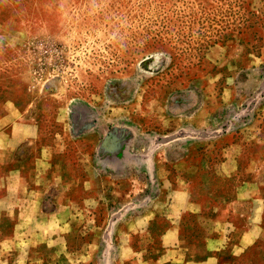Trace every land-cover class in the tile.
Returning a JSON list of instances; mask_svg holds the SVG:
<instances>
[{
	"label": "rangeland",
	"instance_id": "374dc122",
	"mask_svg": "<svg viewBox=\"0 0 264 264\" xmlns=\"http://www.w3.org/2000/svg\"><path fill=\"white\" fill-rule=\"evenodd\" d=\"M174 221L264 264V0H0V264H156Z\"/></svg>",
	"mask_w": 264,
	"mask_h": 264
},
{
	"label": "crops",
	"instance_id": "0c3cea01",
	"mask_svg": "<svg viewBox=\"0 0 264 264\" xmlns=\"http://www.w3.org/2000/svg\"><path fill=\"white\" fill-rule=\"evenodd\" d=\"M184 212V211H183ZM182 213H178L174 215L175 218L180 216ZM174 226L170 228L162 237V245H163V252L162 255L158 258L156 264H217L218 258L215 254L212 253L208 259L202 255L200 252L201 246L198 244L192 245L188 244V236L186 235V228L177 221H174ZM246 232L252 231V226L247 225ZM235 232H238V229L233 228L232 235L229 236L228 240L226 241L222 237L214 238L210 240L209 247L212 250L224 251L227 249L229 243L233 241ZM245 235V234H244ZM243 235V236H244ZM233 243V242H232ZM249 243L247 241H243L242 247H247ZM207 244H203V247H206ZM140 262V261H139ZM140 264H145L142 261Z\"/></svg>",
	"mask_w": 264,
	"mask_h": 264
}]
</instances>
